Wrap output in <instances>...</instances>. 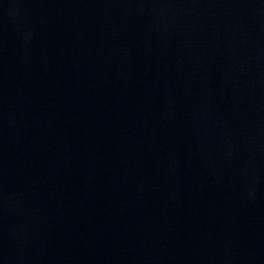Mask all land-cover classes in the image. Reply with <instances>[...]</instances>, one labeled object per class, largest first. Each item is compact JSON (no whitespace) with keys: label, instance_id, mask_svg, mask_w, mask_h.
<instances>
[{"label":"water","instance_id":"95a60500","mask_svg":"<svg viewBox=\"0 0 264 264\" xmlns=\"http://www.w3.org/2000/svg\"><path fill=\"white\" fill-rule=\"evenodd\" d=\"M0 264H264V0H0Z\"/></svg>","mask_w":264,"mask_h":264}]
</instances>
